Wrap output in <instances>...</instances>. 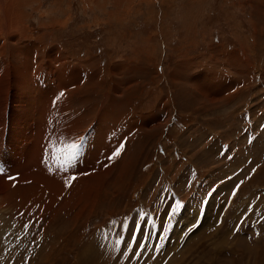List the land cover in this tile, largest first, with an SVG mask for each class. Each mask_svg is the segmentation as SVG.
Returning a JSON list of instances; mask_svg holds the SVG:
<instances>
[{"label": "rangeland", "instance_id": "1", "mask_svg": "<svg viewBox=\"0 0 264 264\" xmlns=\"http://www.w3.org/2000/svg\"><path fill=\"white\" fill-rule=\"evenodd\" d=\"M0 264H264V0H0Z\"/></svg>", "mask_w": 264, "mask_h": 264}, {"label": "snow or ice", "instance_id": "2", "mask_svg": "<svg viewBox=\"0 0 264 264\" xmlns=\"http://www.w3.org/2000/svg\"><path fill=\"white\" fill-rule=\"evenodd\" d=\"M61 95H63V93H61ZM81 139H83V138H81ZM77 148H78V145H77L76 143L69 144V145L67 146V152H68V154L71 155L72 153L75 152V150H76ZM122 149H123V144H121L120 147L117 148V149L113 152L112 156L108 157V159H113L115 156L119 155V153H120V151H121ZM71 179H75V177H72ZM144 218H145V216L142 215V216H141V219H144ZM112 223H115V221H113ZM27 227H28V226L25 225V228H27ZM133 239H135V236L133 237ZM118 243H119V241H118ZM141 247H144V245H141Z\"/></svg>", "mask_w": 264, "mask_h": 264}, {"label": "bare ground", "instance_id": "3", "mask_svg": "<svg viewBox=\"0 0 264 264\" xmlns=\"http://www.w3.org/2000/svg\"><path fill=\"white\" fill-rule=\"evenodd\" d=\"M58 55V54H57ZM57 55H55V56H57ZM62 59V58H61ZM61 59H59L60 61H62Z\"/></svg>", "mask_w": 264, "mask_h": 264}]
</instances>
